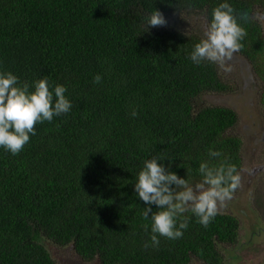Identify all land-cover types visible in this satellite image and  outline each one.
I'll return each mask as SVG.
<instances>
[{"label": "trees", "instance_id": "obj_1", "mask_svg": "<svg viewBox=\"0 0 264 264\" xmlns=\"http://www.w3.org/2000/svg\"><path fill=\"white\" fill-rule=\"evenodd\" d=\"M221 2L0 0V70L29 84L46 76L72 102L69 113L36 124L19 154L0 148V264H58L46 241L99 264H222L218 245L237 240L234 216L217 213L205 228L186 212L183 236L152 247L151 218L134 192L153 156L193 186L202 161L241 168V140L227 133L236 112L201 101L230 89L214 62L190 60L204 37L144 27L157 9L167 20L201 17L206 28ZM229 2L248 13L247 22L238 16L247 32L239 53L264 81V33L253 16L264 0ZM209 149L222 156L210 158Z\"/></svg>", "mask_w": 264, "mask_h": 264}, {"label": "clouds", "instance_id": "obj_2", "mask_svg": "<svg viewBox=\"0 0 264 264\" xmlns=\"http://www.w3.org/2000/svg\"><path fill=\"white\" fill-rule=\"evenodd\" d=\"M247 22L248 13H237L229 0H222L211 13V19L204 38L196 43L190 53V60L197 65L207 61L228 65L234 54L243 47L241 41L247 35L246 29L238 22ZM168 24L165 15L157 10L145 17L144 27L148 30ZM97 74L94 83H100ZM66 86L52 84L45 76L38 80L21 82L11 71L0 70V148L12 155L19 154L35 135V125L54 117L67 114L72 109L71 100L65 95ZM135 117L137 112L132 111ZM210 158H220L219 150H208ZM163 156H153L144 162L138 172L134 192L144 203L142 215L151 218L150 241L158 247L160 237L176 240L188 228L191 212L205 228L216 217L219 207L232 199L240 187L241 176L235 164L221 160L212 164L209 160L199 164L201 182L195 186L189 180L178 176L165 166ZM158 209L153 212L152 206ZM148 231L149 225H145ZM148 246L147 244L145 245Z\"/></svg>", "mask_w": 264, "mask_h": 264}, {"label": "rangeland", "instance_id": "obj_3", "mask_svg": "<svg viewBox=\"0 0 264 264\" xmlns=\"http://www.w3.org/2000/svg\"><path fill=\"white\" fill-rule=\"evenodd\" d=\"M254 17L264 33V8L255 9ZM168 25L180 26L185 32H196L203 37L208 29L204 28L201 17L185 15L169 19ZM215 65L221 80L230 89L223 94H204L201 101L204 106H221L236 112L237 123L227 133L240 138L242 162L240 187L218 210L237 217L238 241L235 245L219 244L218 249L223 264H264V81L239 52L230 64ZM261 71L264 75V66ZM46 246L58 264L76 263L77 257L70 249L58 248L47 241ZM190 264L202 263L194 260Z\"/></svg>", "mask_w": 264, "mask_h": 264}, {"label": "flooded vegetation", "instance_id": "obj_4", "mask_svg": "<svg viewBox=\"0 0 264 264\" xmlns=\"http://www.w3.org/2000/svg\"><path fill=\"white\" fill-rule=\"evenodd\" d=\"M258 8H261V7H255L254 8V10L255 9H258ZM254 10H253V16H254ZM254 19H255V17H254ZM261 27H262V25H261ZM262 30H263V27H262ZM242 163V162H241ZM239 172H240V170H239ZM236 219H237V217H235ZM238 220V219H237ZM238 227H240V223H239V226ZM238 233H239V228H238ZM238 235V234H237ZM237 241H238V236H237V240H236V242L235 243H232V244H227V245H235L236 243H237ZM75 264H93L92 262H85V261H83V260H81L80 258H77V261H76V263ZM97 264H98V262H97ZM222 264H223V258H222Z\"/></svg>", "mask_w": 264, "mask_h": 264}]
</instances>
